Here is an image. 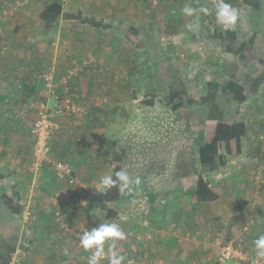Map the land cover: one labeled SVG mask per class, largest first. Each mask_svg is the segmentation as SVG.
Listing matches in <instances>:
<instances>
[{"label":"rangeland","instance_id":"obj_1","mask_svg":"<svg viewBox=\"0 0 264 264\" xmlns=\"http://www.w3.org/2000/svg\"><path fill=\"white\" fill-rule=\"evenodd\" d=\"M48 1L0 0V64L8 65L15 56L19 61L15 74L0 89L12 96L0 104V122L6 123L8 129L19 125L27 133L29 130L26 140L29 145L32 143L33 151L30 125L36 116L37 102L46 100L44 94H39L46 92L41 77L55 67L53 59L60 60L62 53L66 59L56 66L58 79L62 89L72 96L73 104L83 110L71 113L68 118L72 124L52 134L54 158L67 163L72 173L76 168L83 175L92 170L102 176L106 172L112 174L113 159L119 158L122 169L142 181L138 191L121 193V200L109 205L119 215L111 221L99 206L92 204L87 208L92 196L86 198L84 194L87 202L81 204L80 210L71 211L70 217L59 209L48 212V231L55 229L75 253L80 252L77 257L59 256L51 263L48 260L49 264H88L85 259L91 251L80 247L79 238L86 229L105 222L118 223L127 234L126 240L116 242L118 250L124 249L121 254L128 249L127 259L143 261L144 252L152 248L157 254L156 258L152 256L154 260L165 258L166 239L171 247L180 249L187 234L198 237L204 233L201 249H189L193 251L189 264H215L221 246L234 238L238 242L240 237L242 242L237 248L247 254L248 260L229 264H264L254 246V240L264 235V0H226L239 12V20L231 30L216 23V0H57L62 13L79 12L83 19L99 26L66 23L61 17L45 35L38 16ZM258 4L256 8L254 5ZM188 5L211 11L210 15L197 13L199 31L186 27L193 18L184 16L181 9ZM27 12L35 15L37 22H31L33 36L26 40L20 32L7 29L11 30L15 19H22L20 15ZM130 27L135 28V34L128 33ZM227 32L234 33L238 43H248L256 33L252 55L242 58L228 52L229 43L234 50V42L224 38ZM33 41L44 45L43 52ZM14 44L21 45L14 49ZM0 72L4 73L1 69ZM214 79H235L244 84L247 99L239 107L246 134L239 156H226L224 165H217L204 175L219 198L201 205L194 195V168L198 149L212 137L215 122L210 120V103H201L200 99L208 92L207 83ZM252 79L259 82L255 91L249 88ZM9 82L12 86L7 87ZM29 87H34L36 99ZM172 93H178L174 100L170 99ZM229 99L218 92L215 103L231 122L230 111L235 104ZM10 133H1L0 144L9 143ZM93 194H97L96 190ZM5 202H10L15 210L21 207L16 198ZM55 213L69 223L67 231L55 222ZM12 214L5 238L0 236L4 239L0 246L11 245L16 238L13 254L18 242L19 246L22 241L32 245L33 240L22 227V217H28L24 211L20 209V216ZM83 219L97 225L76 229L75 223ZM245 226L248 230L244 232ZM130 232L142 235L146 242L138 243ZM150 236L152 241H148ZM213 247L219 248L218 255L206 256ZM27 263L24 260L21 264ZM101 264H108L107 258Z\"/></svg>","mask_w":264,"mask_h":264},{"label":"crops","instance_id":"obj_2","mask_svg":"<svg viewBox=\"0 0 264 264\" xmlns=\"http://www.w3.org/2000/svg\"><path fill=\"white\" fill-rule=\"evenodd\" d=\"M42 11H40L38 19H40V14ZM30 14H31L30 12H27L26 14L25 13L21 14L20 16L22 19H20V17H17L15 19V22L13 21L14 23L11 25L12 29L11 30L7 29V31H12L14 33L20 32L25 37L26 40L30 39V36H33L32 35L33 26L31 25V22L36 20L35 15H30ZM16 25L20 26L19 27L20 29H18ZM46 34L47 33H45V35ZM58 36H60L59 33ZM15 42L17 43L18 41L15 40ZM37 42L38 41L35 42L33 41V43H36V45L38 46V51L43 52L44 45L38 44ZM24 43H27V41H25ZM19 45L14 44L13 48L16 49L17 47H19ZM18 53L19 51L16 52L17 56L19 57ZM11 59L12 60H10L8 65L6 66L0 64V69L4 72V73L0 72V89L5 88L6 83L4 81L8 82L10 80L8 77L11 74H15V69L19 64V61L16 56L12 57ZM64 59H66V57L63 56L62 53L60 54V60L58 59L56 61V59H53V62L56 63L55 67H53L55 71L53 68H51L50 72H48V74H50L53 79L54 91L60 95H63L62 93L65 92V90L62 89V82L60 79H58L60 74H58L57 72L58 70L56 66H58V64H61L62 60ZM30 62H32V60ZM8 66H11L9 68L10 71L7 70ZM12 70H14V72H12ZM84 75L87 76L88 74H83L82 76ZM83 80H86V78L84 77ZM10 86L12 85L9 82L7 84V87ZM43 89L45 88L43 87ZM28 90L30 91V94L34 96L36 99L34 87H29ZM8 92L6 91V93H1L0 91V102H1L0 104L4 102H8L9 98L12 97L11 94ZM39 94H44L43 96L46 98L44 102L49 107H51L53 104V96L50 95L49 92L47 91ZM82 108H83L82 106L76 103L72 104L73 113L81 112L83 110ZM31 110H32L31 112H33L34 106L32 107ZM68 116L72 117L70 114L68 115L60 114L54 118L55 122L59 126V129L61 128V130H63L66 126H70L72 124L71 122H69L70 118H68ZM74 116L75 115H73V117ZM35 117L36 116L34 114V119ZM78 122L79 124H81L80 121ZM73 123L75 124V121ZM84 130H86V128ZM5 132L6 133L11 132L10 133L11 136L9 138L10 140H8L9 143L7 145H4V143L0 144V236L5 238L4 234L6 233L5 232L6 226L9 222L8 219L10 220L12 218L11 216L12 213H14L12 214L14 216H20L19 213L21 209L24 211V215L28 216L27 218L23 216L21 219L23 230L26 231V233L28 232L29 233L28 235L33 240L32 242L33 244L31 245L28 258L26 259L28 261L27 264H29L30 262H33L32 264H49L48 260L51 263V259L55 260L56 257L59 256H63L67 258L74 256L77 257V255L80 252L78 253L77 251L75 253L71 247V244L66 238L61 237V235H59L60 233L57 234L55 229H53L51 232L48 231L47 226L49 223L47 220V214L48 212L53 213V210L55 209H59L61 211H65V213L70 217L71 211L75 212L76 210H80L79 208L81 207V204L83 203L85 205V203L87 202L86 198L92 196L89 197L91 199L86 204L87 208L90 207L98 194L97 192L98 189L97 186L95 185V181L100 177H102V175H98L99 171H92V170L89 171L88 174L83 175L81 169L79 170L75 168V170L73 169V174H72L74 181L73 183H69L67 181H62L57 179L51 171L47 172L45 170L47 168V170L49 171L47 166L42 167L40 170H35V171H33V169L30 170V165L32 163V154H31L32 143L31 145H29V143L26 140L27 136L29 138L28 135L29 130L27 133L25 130L21 129L19 125L12 127L10 126V128L8 129L6 123L0 122V135L1 133L6 134ZM90 132H93V129ZM106 175H112V174L106 172ZM95 189H97L96 191L97 194H93V191H95ZM12 192H13V196H12ZM83 194L86 196V198L82 196ZM5 196L9 198H5ZM54 196H58L57 199L59 198V200L57 201V199H54L53 198ZM4 198L5 200H7V202H9L11 199L14 200V198H16V201H18L21 206L19 207V209H17L18 210V212H16L17 214L13 211L15 210V208L12 207L11 203L9 202L8 205L5 202V200H3ZM205 204L207 203H201V205H205ZM112 208L116 211L117 213L116 218H117L119 216L117 209L114 207ZM8 209L10 211H8ZM181 221H183V219H181ZM83 225H87V227H91L93 225H97V223L95 222L90 223V221L87 222L83 219V221L79 220L77 223H75V228L79 229ZM29 227L33 231H30ZM23 233L24 232L22 231V234ZM204 235L205 234L202 233L200 234V236L198 235V237H194L187 234L186 238L184 239L185 244L181 246L182 248L180 249H177L176 247H171V244L169 243L170 242L169 239H166L164 243L165 253H166L164 256L165 258H158L157 260H154L157 254L155 253L154 249L151 247L152 249H149L150 252L149 251L144 252L143 261L133 259L131 256L130 257L132 259L129 258L126 259V261L127 260L133 261L134 264H153V263L154 264H189L190 263L189 260L192 256L190 252H193L189 249L190 248L192 249L194 247L195 248L202 247L203 246L202 243H204V241L202 240L205 238ZM195 238H197L198 240L193 241V239ZM152 239L153 237L150 236V239L148 241L150 240L152 241ZM145 240L146 238L138 240V243L146 242ZM11 245L15 249L16 238H14L13 243ZM17 246L19 247V242ZM182 250H186L187 252L186 251L183 252ZM119 251L121 253L122 251H124V249H121ZM127 251L128 249H126V251L122 255L126 256L125 254H128ZM218 252H219V248L213 247V250L206 253V256H211V254L218 255ZM135 253H137V250ZM152 256H155V258L153 259ZM203 258L204 259L206 258V260H210L207 257H203ZM76 264H82V263L78 262Z\"/></svg>","mask_w":264,"mask_h":264},{"label":"trees","instance_id":"obj_3","mask_svg":"<svg viewBox=\"0 0 264 264\" xmlns=\"http://www.w3.org/2000/svg\"><path fill=\"white\" fill-rule=\"evenodd\" d=\"M254 6L259 8V4ZM61 17L66 23H88L93 27L99 26L94 21L89 22L83 19L79 12L76 14L62 13V6L58 1L49 0L40 14L44 32L47 33L53 29ZM128 33L135 34V28L130 27ZM224 36V38L234 42V50L232 49L233 44L229 43V47H227L228 52H234V54H237L242 58L252 55L255 41L254 38L257 39V37H255L257 36L256 33L252 35L248 43L236 42V35L232 32H227ZM218 80L220 79H214L207 83L206 90L208 92L200 99L201 103H210V120L215 122L212 137L207 142H204L198 149V163L194 168V175L196 176L194 195L196 200L200 203L214 202L218 199V195L211 189L203 177L205 174L212 172L217 165H224L226 156H239L242 152L243 138L246 134V126L243 122L242 112L239 107L241 104L245 103L247 99L244 84L235 79H226L224 81ZM258 84L259 82L256 79H252L249 88L255 91L258 88ZM218 92H221L224 96L230 98L229 100H232L235 104L234 110L230 111V114L233 117L231 122L223 117L222 113L216 106L215 98ZM176 97H178V93H172L170 99L174 100ZM113 161L112 175H114L116 171L122 169L119 158H115ZM121 196L122 195L117 186L109 190L107 193H98L92 204L93 206H99L102 211L106 212V218L111 221L116 218L117 214L109 205L117 204L121 200ZM150 199L153 200V198ZM14 212L16 213L18 210H14ZM0 240L4 239L0 238ZM6 242L10 243L9 241ZM0 247L2 248L0 249V264H8L11 254L14 251V247L9 244H4Z\"/></svg>","mask_w":264,"mask_h":264},{"label":"clouds","instance_id":"obj_4","mask_svg":"<svg viewBox=\"0 0 264 264\" xmlns=\"http://www.w3.org/2000/svg\"><path fill=\"white\" fill-rule=\"evenodd\" d=\"M215 20L225 30L235 28L239 20V12L226 0H216L213 5ZM181 12L186 17H192V22L186 27L190 31H199V16L197 13L210 15L211 11L207 7L199 9L191 5L185 6ZM142 181L139 176L132 178L124 169L116 171L114 175H104L97 182L98 193H107L114 187L118 186L119 192L122 194H132L139 190ZM127 239V234L122 230L120 225L115 222L100 223L91 230H85L79 238L80 247L85 251H91L88 264H101L102 258H107L108 264H125L126 256L122 255L117 248V241ZM107 245V250L106 246ZM256 255L264 258V235H260L254 240ZM127 264H134L133 261H127Z\"/></svg>","mask_w":264,"mask_h":264},{"label":"built area","instance_id":"obj_5","mask_svg":"<svg viewBox=\"0 0 264 264\" xmlns=\"http://www.w3.org/2000/svg\"><path fill=\"white\" fill-rule=\"evenodd\" d=\"M43 79L44 87L50 95L53 96V104L49 107L45 102H39L36 105V117L30 125V135L33 140V151H32V168L35 170L41 169L42 166H47L54 174V176L62 181H67L73 183V173L70 166L60 160L54 158L52 153V148L50 144V139L52 134L59 129V126L55 122L54 118L60 114H71L72 110V96L67 95V92H63V95L57 94L54 91L53 79L50 74L44 73L41 77ZM33 169V170H34ZM57 198V196H55ZM55 222L59 224L60 228L64 231L68 230L69 223L64 222V220L59 216V213H55ZM248 230V227H244V232ZM134 236L137 240L142 239V235L133 234V232L128 233ZM218 242V240H216ZM242 242V237L239 238L238 242L231 240L221 246L219 256L215 264H229L230 262L239 261L243 262L248 260L247 254L242 253L239 245ZM31 249V244L29 241L21 243L13 254H11L10 264H21L24 260L28 258L29 251ZM91 253L86 256V261L88 262ZM104 258L101 259V263ZM250 264H255L254 262Z\"/></svg>","mask_w":264,"mask_h":264}]
</instances>
